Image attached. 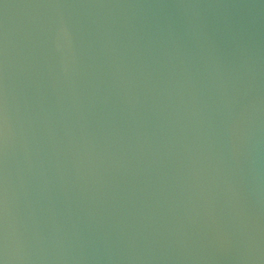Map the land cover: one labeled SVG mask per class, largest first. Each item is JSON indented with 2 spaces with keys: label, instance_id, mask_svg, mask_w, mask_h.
I'll return each mask as SVG.
<instances>
[{
  "label": "water",
  "instance_id": "obj_1",
  "mask_svg": "<svg viewBox=\"0 0 264 264\" xmlns=\"http://www.w3.org/2000/svg\"><path fill=\"white\" fill-rule=\"evenodd\" d=\"M0 264H264V0H0Z\"/></svg>",
  "mask_w": 264,
  "mask_h": 264
}]
</instances>
